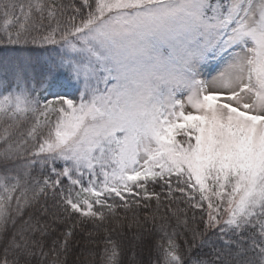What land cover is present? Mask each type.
Masks as SVG:
<instances>
[{
	"label": "snow or ice",
	"instance_id": "6c2138e0",
	"mask_svg": "<svg viewBox=\"0 0 264 264\" xmlns=\"http://www.w3.org/2000/svg\"><path fill=\"white\" fill-rule=\"evenodd\" d=\"M141 210L150 264H264V0H0V264Z\"/></svg>",
	"mask_w": 264,
	"mask_h": 264
},
{
	"label": "trees",
	"instance_id": "16d2710c",
	"mask_svg": "<svg viewBox=\"0 0 264 264\" xmlns=\"http://www.w3.org/2000/svg\"><path fill=\"white\" fill-rule=\"evenodd\" d=\"M62 88H65V86L58 89L60 90ZM58 89L55 90L58 91ZM38 174L39 168L34 171L33 175ZM157 191H159V189H157ZM181 207H183V205H181ZM119 215L121 217L119 223L110 220L107 222L106 227L113 233V239L123 241L124 249L121 256L123 264H150V261H154L156 258L153 245L158 238L153 221L149 219L145 222V211L141 210L136 213V218L140 220L141 227L133 225L130 228L128 225L132 223L133 213L129 212L125 214L121 211ZM89 231H93L100 237L104 236L103 228L99 229L98 232L95 229H89ZM99 243H101L102 246V241H99ZM86 244H88L86 234L78 232L72 242L73 251L68 257V264H73V261H76L77 258L81 261L90 259L87 257L86 251L83 255L81 254Z\"/></svg>",
	"mask_w": 264,
	"mask_h": 264
},
{
	"label": "rangeland",
	"instance_id": "374dc122",
	"mask_svg": "<svg viewBox=\"0 0 264 264\" xmlns=\"http://www.w3.org/2000/svg\"><path fill=\"white\" fill-rule=\"evenodd\" d=\"M215 67H216L215 64H210V65L205 66L204 69H203V71L207 75L208 73L214 72ZM58 91L61 94L67 93L69 95H73L75 93V88L73 86H71V85H65V88L64 89H61V90L58 89Z\"/></svg>",
	"mask_w": 264,
	"mask_h": 264
}]
</instances>
